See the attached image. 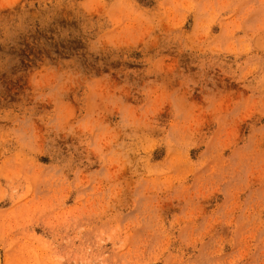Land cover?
Segmentation results:
<instances>
[{
	"label": "rangeland",
	"instance_id": "1",
	"mask_svg": "<svg viewBox=\"0 0 264 264\" xmlns=\"http://www.w3.org/2000/svg\"><path fill=\"white\" fill-rule=\"evenodd\" d=\"M9 2L14 11L0 13L5 27L32 0ZM113 4L52 0L41 10L46 27L35 21L20 52L18 79L0 74L12 100L5 111H18L17 98L34 87L55 91L70 81L74 95H99L107 129L89 149L94 164L76 159L60 174L58 161L39 157L46 171L31 190L0 201V264H264V97L252 77L249 88L232 82L243 61L264 62V30L253 35L247 25L258 21L241 20L251 0L212 25L209 38L236 62L204 77L183 51L201 29L194 14L182 16L173 0H126L113 26ZM105 33L111 44L100 39ZM91 47L102 70L91 56L82 60ZM72 108L91 118L86 105ZM162 111L169 118L159 124ZM14 171L0 156V187Z\"/></svg>",
	"mask_w": 264,
	"mask_h": 264
},
{
	"label": "clouds",
	"instance_id": "2",
	"mask_svg": "<svg viewBox=\"0 0 264 264\" xmlns=\"http://www.w3.org/2000/svg\"><path fill=\"white\" fill-rule=\"evenodd\" d=\"M91 2L103 5L107 0H91ZM237 2L243 0H173L174 7L182 10L180 13L182 16L192 13L197 23L201 25L200 31L189 38L190 42L186 43L183 49L188 54L189 68H198L201 77L225 65L231 69L232 64L236 62L228 61L230 51L227 46L221 47L219 42L214 43L209 38V33L212 25L217 23L223 14L231 15V10H234ZM37 3L40 8L35 7ZM50 3L52 0H47V3L45 0H32L28 8L24 9V14L13 19L10 26L5 27L0 24V74H6L9 80L14 82L19 77V71L16 75H13L12 71L20 66L22 59L20 52L25 44L31 43V36L35 32L33 23L39 20L42 30L46 27L41 10L46 9ZM125 3L126 0H114L113 11L107 14L108 22L113 26L120 22L117 6H123ZM56 4L71 7L73 0H56ZM14 9L15 2L0 0V13L7 14ZM29 9H32L33 14H29ZM249 16L258 21V24L247 25L250 30H254L253 35L264 30V0H251L241 20H247ZM183 22L182 19L181 24ZM239 27L240 25L237 24L231 28V31H237ZM100 39L108 40L111 44L108 33L103 34ZM261 39H264V36ZM249 47L251 48V44ZM89 56L97 60L96 67L102 70L105 63L99 59L101 56L99 48H89L82 60H88ZM4 65L7 67H2ZM237 67L239 74L232 73V82L245 89L251 86L245 81L252 77L260 86L261 95L264 97V62L257 64L250 58ZM207 78L214 83L210 76ZM73 88L75 85L70 81L63 82L55 91L34 87L31 92L26 91L17 98L23 99L24 103L19 106L18 111L13 112L4 110V106L10 105L12 100L4 85L0 84V156L7 154L15 169L8 178L7 188L0 187V201L11 200L15 203L31 190V183L40 179V173L46 171L45 168L37 167L35 161L39 157L58 161L55 167L60 174L64 171L71 172V163L76 159L86 167L95 163L88 152L89 149L94 151L98 147V140L102 138L99 132L107 130L106 127L101 128L102 118L106 115L102 107L103 101L93 92H86L83 97L74 95ZM41 96H47L48 99L42 101ZM73 104L78 107L86 105L91 118L85 121L84 117L77 116L72 108ZM261 115L264 116V112H261ZM168 118V112L162 111L158 116L159 124L165 123ZM149 131L159 136L161 129L159 125H152ZM195 131L192 129V134ZM107 143L110 144L112 141L109 140ZM109 240H113L111 235L107 236L106 240H100V243L104 244Z\"/></svg>",
	"mask_w": 264,
	"mask_h": 264
}]
</instances>
